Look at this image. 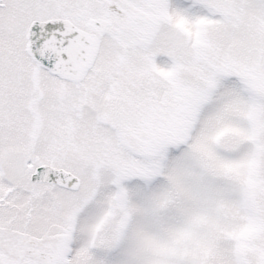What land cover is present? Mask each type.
Here are the masks:
<instances>
[{"label":"snow or ice","instance_id":"obj_1","mask_svg":"<svg viewBox=\"0 0 264 264\" xmlns=\"http://www.w3.org/2000/svg\"><path fill=\"white\" fill-rule=\"evenodd\" d=\"M0 264H264V0H0Z\"/></svg>","mask_w":264,"mask_h":264}]
</instances>
